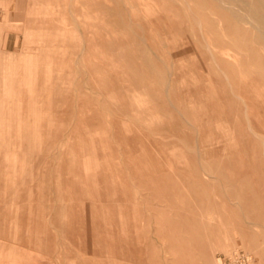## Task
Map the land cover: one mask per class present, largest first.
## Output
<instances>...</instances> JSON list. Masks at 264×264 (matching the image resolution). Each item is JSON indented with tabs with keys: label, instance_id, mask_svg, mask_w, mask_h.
<instances>
[{
	"label": "rangeland",
	"instance_id": "rangeland-1",
	"mask_svg": "<svg viewBox=\"0 0 264 264\" xmlns=\"http://www.w3.org/2000/svg\"><path fill=\"white\" fill-rule=\"evenodd\" d=\"M259 33L218 0H0V264H264Z\"/></svg>",
	"mask_w": 264,
	"mask_h": 264
},
{
	"label": "bare ground",
	"instance_id": "bare-ground-1",
	"mask_svg": "<svg viewBox=\"0 0 264 264\" xmlns=\"http://www.w3.org/2000/svg\"><path fill=\"white\" fill-rule=\"evenodd\" d=\"M219 3L221 4V6L228 10L232 19L238 23L240 25V28L245 31V32H250L252 30H257L259 33V37L261 38L262 41H264V33L263 31L261 30V26L260 24L258 23L259 19H262L260 16L261 14H264V4H263V1L264 0H255L257 4V9L255 10V14H251V9H250V2H247L245 0H218ZM146 2V1H145ZM254 2V1H253ZM93 4V2L91 3ZM96 4V3H95ZM98 4V3H97ZM147 4V3H145ZM149 4V3H148ZM147 4V5H148ZM144 5V4H143ZM97 6V5H96ZM146 7V6H145ZM148 8V7H147ZM152 9V8H151ZM149 10V9H147ZM146 10V11H147ZM151 11V10H149ZM147 11L146 14H149ZM258 19V20H257ZM263 22V21H262ZM264 23V22H263ZM263 29V28H262ZM260 44V43H259ZM246 110H247V107H246ZM246 116H247V113H246ZM248 118V116H247ZM21 122V121H20ZM250 122V121H249ZM254 131V130H253ZM20 134V133H19ZM21 136V135H20ZM19 136V137H20ZM107 234V233H106ZM242 245V244H241ZM248 245L247 246L245 245V248L242 247L244 245H242L241 247L244 248V249H247L249 251L250 248H248ZM236 246V245H235ZM237 247H239L237 245ZM253 247V246H252ZM235 249V247H234ZM208 250V249H207ZM205 251V259L207 261V264H217V262L219 261H215L213 259V257H211V252H208V251ZM255 250V249H254ZM232 253V252H231ZM230 253V254H231Z\"/></svg>",
	"mask_w": 264,
	"mask_h": 264
},
{
	"label": "built area",
	"instance_id": "built-area-1",
	"mask_svg": "<svg viewBox=\"0 0 264 264\" xmlns=\"http://www.w3.org/2000/svg\"><path fill=\"white\" fill-rule=\"evenodd\" d=\"M230 262V264H249L251 262V258L245 253H240Z\"/></svg>",
	"mask_w": 264,
	"mask_h": 264
}]
</instances>
